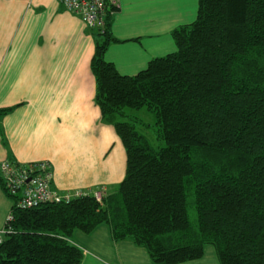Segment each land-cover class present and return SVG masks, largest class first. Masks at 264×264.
<instances>
[{"label":"trees","instance_id":"trees-1","mask_svg":"<svg viewBox=\"0 0 264 264\" xmlns=\"http://www.w3.org/2000/svg\"><path fill=\"white\" fill-rule=\"evenodd\" d=\"M197 2L196 19L172 32L176 51L134 76L104 59L121 42L109 6L91 70L95 103L126 151L124 179L102 206L85 196L12 207L0 264H81L70 237L101 224L154 264L196 261L208 246L219 264H264V0ZM142 109L153 142L128 113Z\"/></svg>","mask_w":264,"mask_h":264},{"label":"crops","instance_id":"crops-1","mask_svg":"<svg viewBox=\"0 0 264 264\" xmlns=\"http://www.w3.org/2000/svg\"><path fill=\"white\" fill-rule=\"evenodd\" d=\"M110 33L118 43L104 59L134 76L176 51L172 32L192 23L197 0H116ZM96 32L56 0H0V162L45 161L58 193L102 189L114 194L126 151L95 103L91 70ZM12 201L0 186V241ZM81 264H154L145 249L114 241L110 227L74 231ZM214 249L183 264H219Z\"/></svg>","mask_w":264,"mask_h":264},{"label":"built area","instance_id":"built-area-1","mask_svg":"<svg viewBox=\"0 0 264 264\" xmlns=\"http://www.w3.org/2000/svg\"><path fill=\"white\" fill-rule=\"evenodd\" d=\"M62 7L78 15L85 25L98 32H103L109 6L117 8L116 0H56ZM0 180L3 190L13 200L12 207L21 210L37 208L44 204L67 203L73 199L92 196L102 206L106 193L98 189L91 194L82 191L58 193L51 188L52 173L47 162L18 163L0 162ZM13 221L10 211L3 233L10 232L9 224Z\"/></svg>","mask_w":264,"mask_h":264},{"label":"rangeland","instance_id":"rangeland-1","mask_svg":"<svg viewBox=\"0 0 264 264\" xmlns=\"http://www.w3.org/2000/svg\"><path fill=\"white\" fill-rule=\"evenodd\" d=\"M129 115L132 117V120H136L139 121L140 123H142L144 126H151L147 131H142V133L146 136L149 137V140L151 142H153V138H154V134H153V129H155V119L152 113L148 112L145 109L139 110V111H128ZM141 124H139L138 126L141 129ZM152 135V136H151ZM5 229V227H4ZM4 231V230H3ZM2 231V233H3ZM3 233V237H4ZM210 249H214L212 246H209ZM215 251V249H214ZM217 260V257H215Z\"/></svg>","mask_w":264,"mask_h":264},{"label":"bare ground","instance_id":"bare-ground-1","mask_svg":"<svg viewBox=\"0 0 264 264\" xmlns=\"http://www.w3.org/2000/svg\"><path fill=\"white\" fill-rule=\"evenodd\" d=\"M92 30H94V29H92ZM96 31V30H95ZM38 162H40V161H38ZM41 162H45V161H41ZM6 223V222H5Z\"/></svg>","mask_w":264,"mask_h":264}]
</instances>
